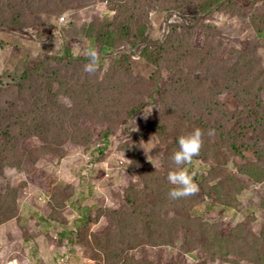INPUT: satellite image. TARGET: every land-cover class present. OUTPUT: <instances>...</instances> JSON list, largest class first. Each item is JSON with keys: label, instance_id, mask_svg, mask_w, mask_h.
<instances>
[{"label": "rangeland", "instance_id": "1", "mask_svg": "<svg viewBox=\"0 0 264 264\" xmlns=\"http://www.w3.org/2000/svg\"><path fill=\"white\" fill-rule=\"evenodd\" d=\"M210 1L0 0V222L46 235L0 238L8 264H264V0ZM116 22V47L88 35ZM197 127L199 191L173 200Z\"/></svg>", "mask_w": 264, "mask_h": 264}, {"label": "clouds", "instance_id": "2", "mask_svg": "<svg viewBox=\"0 0 264 264\" xmlns=\"http://www.w3.org/2000/svg\"><path fill=\"white\" fill-rule=\"evenodd\" d=\"M89 62L84 65V72L92 74L99 69V56L96 50H88ZM214 130H209L208 135H213ZM204 130L195 128L187 135H182L178 139V150L171 157L172 162L177 166L167 174L168 182L173 185L168 193L173 200H179L195 195L199 191L194 177L184 165L191 164L193 159L199 156L204 145Z\"/></svg>", "mask_w": 264, "mask_h": 264}, {"label": "trees", "instance_id": "3", "mask_svg": "<svg viewBox=\"0 0 264 264\" xmlns=\"http://www.w3.org/2000/svg\"><path fill=\"white\" fill-rule=\"evenodd\" d=\"M222 1L224 0H212L208 4L200 5V7L205 13H213L215 11V7L222 5ZM23 21L24 19L22 17L14 16L11 18H6L5 24L15 30L23 31L26 25ZM128 30L129 29L126 26L125 27L122 26L120 22H116L115 24H110V25L105 23H100L94 26L93 32L88 33V35L97 39V41H99V43L101 42L100 44H102L103 46L116 47L119 45L121 41L129 37ZM84 32H88V30H84ZM63 51L65 52V57L72 56V52L68 47H66V49H64ZM143 56L147 61L151 63L157 62V58H158L157 51H155L153 48L147 47L143 52ZM125 60H127V58ZM134 108H135L134 111H136V107ZM8 221H10V218H8ZM4 223L6 222L5 221L0 222V227ZM69 243L70 245L68 246V248L69 247L72 248L74 245L71 242ZM74 250L76 249L73 248L72 251L74 252Z\"/></svg>", "mask_w": 264, "mask_h": 264}, {"label": "crops", "instance_id": "4", "mask_svg": "<svg viewBox=\"0 0 264 264\" xmlns=\"http://www.w3.org/2000/svg\"><path fill=\"white\" fill-rule=\"evenodd\" d=\"M10 222H13L14 223V226L11 228V229H9V230H7V231H4V230H0V231H3L2 232V234L0 235V238H4V240H6L8 243H9V241H11L12 240V236H17V238L18 239H16V240H14L13 241V243H15L16 242V244H20L21 245V247L23 246L24 247V244H25V240L26 239H29V238H36L37 239V237H35V236H37V235H39V234H44V232H38L36 235H34V236H28L27 235V233H28V231H29V228H28V225H25V227H26V229H24V226H23V224L21 225L20 224V222L21 221H18V220H11ZM10 222H8V223H10ZM8 223H6V224H3L0 228L1 229H5L3 226L4 225H8ZM31 227V226H30ZM25 234H26V236H25ZM42 234V236H46V235H43ZM51 234V233H50ZM55 235V234H54ZM50 239H52V241H53V246L51 247V250L52 251H57V249H58V245H61V247H65V246H67V243L65 242V241H63V238H60V237H57V236H55V239H53V236H51L50 235V237H49ZM57 240V241H56ZM51 241V242H52ZM0 243H1V240H0ZM7 243V244H8ZM59 243V244H58ZM22 247V248H23ZM24 250V248L22 249V251ZM21 251V252H22ZM55 253V252H54ZM75 253V252H74ZM6 251L5 252H2V248L0 247V264H8V263H12L13 261H14V257H12V255H13V253H12V255H9V257H7L6 256ZM9 254V253H8ZM57 254V253H56ZM6 258H8V259H6ZM75 258V257H74ZM73 258V259H74ZM72 259V260H73ZM71 260V261H72ZM74 263V260L71 262V264H73ZM22 264V263H21Z\"/></svg>", "mask_w": 264, "mask_h": 264}]
</instances>
